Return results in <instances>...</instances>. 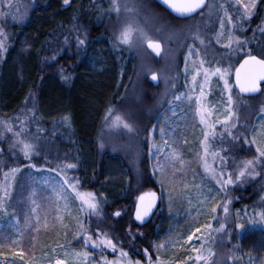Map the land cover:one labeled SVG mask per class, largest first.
<instances>
[{
  "label": "rangeland",
  "instance_id": "1",
  "mask_svg": "<svg viewBox=\"0 0 264 264\" xmlns=\"http://www.w3.org/2000/svg\"><path fill=\"white\" fill-rule=\"evenodd\" d=\"M260 1L256 0L251 17L239 19L243 8L236 0H208L207 7L188 20L172 19L152 0L88 1L96 10L95 19L102 22L99 34L105 37L95 38L85 70L103 75L107 60L117 63L120 57L129 58L128 75L120 88L113 89L117 100L104 116L96 140L100 153L118 156L122 162H117V169L111 168L100 192L110 206L122 196L112 192L109 183L129 175L132 191L137 192L130 220L133 223L137 196L148 192H156L160 198L156 219L138 229L123 219L125 215L101 208L97 195L78 186L75 167H67L74 165L72 158L67 153L51 154L49 139L55 132L59 136L60 128L50 126L48 140H44L49 144L39 147L35 141L22 140L19 132L9 134L4 141L13 153L2 151L5 142L0 146V252L4 253L0 264H56L57 259L65 264H106V260L149 264V257L154 262L158 255L181 264H264V220L260 218L264 212V157H259L256 144L249 143L253 136L264 140V90L246 99L232 82L238 63L254 54L253 36L261 38L259 47L264 54V6L257 12ZM26 3L0 0V29L7 17L22 19ZM69 4L60 2L63 9ZM127 25L134 31L125 43L118 36ZM91 33V28L74 20L55 42L50 41V48L55 53L59 50V56L65 53L79 59ZM77 37L85 43L79 44ZM145 37L160 42L159 59L145 48ZM19 50L26 53L28 48ZM2 53L0 50V60ZM53 56L50 62L55 60ZM153 74L158 78L156 87L148 81ZM229 111L233 115L225 122ZM117 116L131 129L123 123L117 125ZM16 127L8 132L14 133ZM2 128L0 121V134L6 132ZM25 141L33 145L27 156ZM253 157H259L254 166L236 180L245 161ZM35 159L38 164H31ZM50 162L59 171L51 169ZM221 172L224 179L231 174L235 182L222 188L217 183ZM78 193H92L98 210L88 208ZM205 197L209 199L205 201ZM225 201L227 215L221 206ZM197 227L201 232L187 242V235ZM85 235L91 237L87 243ZM105 236L115 249L102 243ZM160 244L167 247L160 248ZM193 245L207 260L195 259ZM121 249L127 256H121ZM82 251L90 254L87 259L75 255Z\"/></svg>",
  "mask_w": 264,
  "mask_h": 264
},
{
  "label": "trees",
  "instance_id": "2",
  "mask_svg": "<svg viewBox=\"0 0 264 264\" xmlns=\"http://www.w3.org/2000/svg\"><path fill=\"white\" fill-rule=\"evenodd\" d=\"M88 1L69 0L70 4L63 9L60 2L64 0H27L22 19L7 17L3 21L0 121L2 129L6 132L0 134V146L2 141H8L9 134L16 132H19L18 137L22 140L25 138L27 141L29 139L35 141L37 147L47 146L49 143L44 141L48 140L46 130L52 125L56 130L60 128V137L55 132L54 138L49 139L51 154L67 153L74 162L78 186L97 195L101 208L107 209L110 213L119 212L125 215L123 219H128L133 228L140 229L145 226L139 227L130 220L133 198L137 192L132 191L133 181L129 175L119 180L114 178L113 182L109 183L112 192L122 196L115 199L110 206L100 192L106 186L108 173L112 172L111 168L117 169V162L120 164L122 162L118 156L100 153L96 140L104 116L117 100L118 93L114 90L120 88L123 77L128 75L129 58L120 57L121 61L117 63L111 59L107 60L108 70L103 75H93L85 70V63L95 38L105 37L103 33L99 34L102 22L95 19L96 10H93ZM152 2L158 6L153 0ZM263 6L264 0H261L258 13L262 11ZM170 17L172 18L171 15ZM74 20H80L91 28L93 34L91 33L90 42L88 41V46L82 51L79 59L77 56L66 57L65 53L59 56V50L56 56L55 51L50 48V41L55 42L64 28ZM252 44L253 56L264 59L259 47L262 44L261 38L253 36ZM21 47H27V52L22 53L19 50ZM18 51L21 52L19 55ZM50 56L55 57L53 62L49 61ZM65 117L68 119L65 120ZM23 126L27 129L23 130ZM12 127L17 129H14V133L12 131L9 133L8 130ZM7 144L3 143L2 151L13 153L11 145L8 144L7 148ZM10 161L13 163V160ZM33 162L37 165L39 161L35 159L30 163ZM50 168L59 171V167L53 162H50ZM140 195L142 193L137 198ZM156 216L157 214L151 222Z\"/></svg>",
  "mask_w": 264,
  "mask_h": 264
},
{
  "label": "snow or ice",
  "instance_id": "3",
  "mask_svg": "<svg viewBox=\"0 0 264 264\" xmlns=\"http://www.w3.org/2000/svg\"><path fill=\"white\" fill-rule=\"evenodd\" d=\"M163 2L167 4L169 7H171L175 12L181 15L191 14L195 12L197 9H200L205 4V0H163ZM64 3L68 4L69 0H64ZM114 3H115V0H114ZM236 3L237 5L243 8V12L240 14L239 19H243L245 16L251 17V15L253 14V10L256 7V0H248V2H245V0H236ZM116 7H117V10H119L118 4L116 5ZM226 15H227V12H226ZM229 22H233L231 17L229 18ZM221 26L223 27V24ZM133 31H134L133 27L131 25H127L121 31L120 35L118 36V39L125 43L129 42ZM3 35H4L3 29H0V36H3ZM145 38L147 39L148 46L152 48L154 51H156L157 53H159L160 47H161L160 42L158 40H153L148 37H145ZM77 39H78L79 44L82 45L85 43L83 39H80L79 37H77ZM0 50H4V40L3 39H0ZM244 68H250L251 71L246 72L244 77L242 78L241 70L237 69V83L240 85L242 92H254L257 90V81L264 80V59H260L256 56L249 54L247 58L245 59L244 63L241 65V69H244ZM217 71L219 72L220 69H217ZM153 79H156L155 74H153ZM225 83H226V86H228L227 81ZM231 100H232V97L229 96V108H231ZM232 115H233V112L229 111L224 118L225 122H227ZM201 118L203 120V116ZM64 119L67 120L68 118L65 117ZM115 123L117 125H119L120 123H123V126L125 128L131 129V125L128 124L127 121L123 120L122 117L117 116ZM249 143L256 144V151L259 154V157H264V140L258 141L256 137L253 136L252 140L249 141ZM32 150H33V145L31 143L23 142V151L26 156ZM173 155L175 156L176 153L174 152ZM259 157H253V159L245 161L244 166L240 169L239 176H236L235 179L238 180L241 177H243L245 175V172L250 168V166H254V162ZM32 166L36 167V165H32ZM67 167L71 168V167H75V165L68 164ZM205 167L207 168V164L205 165ZM11 171L14 173L16 169H12ZM249 174H252V173L249 172ZM5 175L7 176L8 174L6 173ZM67 182L68 181L66 179L65 183ZM234 182L235 180L233 179V176L231 174H229L228 177L224 179L223 172H221L220 177H217V183H220L222 188H224L227 184H231ZM69 186L73 188V191H76L75 186L71 184ZM4 194L5 195L8 194L7 190H5ZM78 196L83 201V203L88 206V208L92 210H98V203L93 198L92 193H87V194L78 193ZM151 196H152V199L148 201L147 204L143 205V207L141 204H137V207H136V219L137 220L143 221L144 217L151 211V208L155 203V193H152ZM139 199L141 201H144V196L142 195ZM204 199L205 201H207L209 198L205 197ZM221 206L223 207L224 213L227 215L229 212L228 202L225 201ZM211 209L213 213H216L217 205L213 204L211 206ZM116 215H119V212H117ZM260 218L261 220H264V212L260 213ZM202 227L211 228V225H203ZM224 227L225 225L221 223L220 229H223ZM237 227H243V225L237 224ZM199 232H201V228L200 227L195 228L192 233L187 235L186 241L187 242L193 241L195 233H199ZM89 239H91V237L85 235V243H87ZM92 242L95 246L97 247L100 246V244L97 243L96 240H93ZM102 243L113 249H115L116 247L113 241L107 238L106 236L103 238ZM2 246L3 245H0V247ZM158 247L164 248V247H167V245L160 244L158 245ZM192 250L196 252V256H195L196 260L198 261L207 260V257L202 255V250L196 249L194 245L192 246ZM145 251L147 252V249ZM12 254L16 255V253H12ZM0 255H4V253L0 252ZM75 255L77 257H83L84 259H87L90 254L87 251H82V252H76ZM121 256H127V253L124 252L122 249H121ZM191 259L192 257H185V260H191ZM56 264H65V261L57 259ZM106 264H118V262L117 261L107 262L106 260ZM135 264H140V262L137 261L135 262ZM149 264H181V262L180 261L170 262L158 255L154 262L151 260V257H149Z\"/></svg>",
  "mask_w": 264,
  "mask_h": 264
},
{
  "label": "water",
  "instance_id": "4",
  "mask_svg": "<svg viewBox=\"0 0 264 264\" xmlns=\"http://www.w3.org/2000/svg\"><path fill=\"white\" fill-rule=\"evenodd\" d=\"M158 6H160L162 9H164L166 12H168L172 17L179 19V20H185V19H190L194 16H196L197 14H199L201 11H203L206 6H207V0H205V4L200 8L197 9L195 12L191 13V14H185V15H181L177 12H175L171 7H169L167 4H165L163 2V0H153ZM145 48L147 49V51L156 59H159L161 54H162V46L160 47V51L159 53H157L156 51H154L152 48H150L148 46V43H146ZM247 57L243 58L238 65L236 66L234 72H233V76H232V82H233V86L236 90V92L243 98H253L256 97L258 95L261 94L262 92V88L264 87V80H258L257 81V90L254 92H242L240 85L237 83V69L241 70V77L243 78L246 72H250L251 69L250 68H244L241 69V65L244 63L245 59ZM156 76V75H155ZM148 81L154 86L156 87L158 85V78L156 76V79H153V75H150L148 78ZM155 193V203L151 208V211L144 217L143 221H139L136 219V207L137 204H141L142 207L143 205L147 204L148 201H150L152 199L151 194ZM144 196V201H141L139 198L141 196ZM140 195L135 202L134 205V210H133V214H132V219L133 222L135 223V225L139 226V227H143L148 225L151 220L153 219V217L157 214L158 210H159V206H160V198L158 193L156 192H148V193H144Z\"/></svg>",
  "mask_w": 264,
  "mask_h": 264
},
{
  "label": "flooded vegetation",
  "instance_id": "5",
  "mask_svg": "<svg viewBox=\"0 0 264 264\" xmlns=\"http://www.w3.org/2000/svg\"><path fill=\"white\" fill-rule=\"evenodd\" d=\"M207 3H208V0H207ZM206 7H207V6H206ZM201 12H202V11H201ZM201 12H200V13H201ZM167 13H168V12H167ZM168 14H169V13H168ZM169 15H170V14H169ZM185 20H188V19H185ZM263 90H264V87L262 88V92H263ZM262 92H261V93H262Z\"/></svg>",
  "mask_w": 264,
  "mask_h": 264
}]
</instances>
